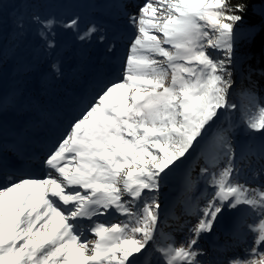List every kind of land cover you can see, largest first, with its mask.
Masks as SVG:
<instances>
[{"label":"snow or ice","instance_id":"1","mask_svg":"<svg viewBox=\"0 0 264 264\" xmlns=\"http://www.w3.org/2000/svg\"><path fill=\"white\" fill-rule=\"evenodd\" d=\"M165 2L166 15L157 16L156 0L129 15L137 32L122 82L102 89L47 157L46 167L58 176L21 178L0 188V264H136L134 254H142L155 240L160 207L156 194L164 176L194 149L218 110L235 108L228 102L234 45L248 0H239L233 8L225 0H159ZM5 4L0 0V10ZM53 23L45 21L43 27L50 30ZM77 24L71 19L65 27L75 29ZM18 28L22 31L23 25ZM96 30L93 25L78 39L84 41ZM39 34L46 39L44 31ZM47 46L55 47L54 41ZM51 68L60 74L58 63ZM245 123L252 132H264V107ZM229 132L217 136L227 164L210 176L214 192L202 209L203 218L190 229L186 244L158 249L164 264H200L198 238L213 229L225 206L232 210L239 205L260 219L248 225L253 246L226 264H264V191L234 182ZM146 190L153 194L145 196ZM141 200L142 207L134 213L131 206ZM113 209L129 220L108 226L94 222L90 231L97 239L90 247L80 229L81 218L91 221Z\"/></svg>","mask_w":264,"mask_h":264},{"label":"rangeland","instance_id":"2","mask_svg":"<svg viewBox=\"0 0 264 264\" xmlns=\"http://www.w3.org/2000/svg\"><path fill=\"white\" fill-rule=\"evenodd\" d=\"M147 2L149 0H33L10 8L4 6L0 10V56L4 57L3 64H0V108L3 109L0 111V150L9 136L15 144L18 137L34 135L38 128L41 129L43 120L57 134L61 119L69 116L72 120L81 110L78 108L80 104L94 100L98 85L107 75L114 78V82H122L126 58L137 32L129 22V15L138 13ZM155 6L158 8L157 16L161 13L166 15V2L161 4L156 0ZM257 10L264 16V3ZM34 17H39V20H34ZM71 19L78 20L75 29L65 27ZM48 20L54 22L50 30L43 27V22ZM20 24L23 25L22 31L18 28ZM93 25L96 32L84 41L79 40L78 36ZM41 31L45 32L46 39L40 36ZM48 41H54L55 47L48 48ZM241 43V39L236 37L235 58L239 57ZM54 63L59 64V75L52 71ZM22 65L26 67L21 68ZM103 70L105 75L101 77ZM230 90L236 97L243 95L249 98L245 104L239 99L234 103L237 117L234 121L239 123V129L232 130L228 123L213 127L209 136L199 138L194 149L182 158V163L171 166L172 170L164 176L156 194L160 207L155 240L149 242L142 254H134L136 264H164L158 249L168 244L179 247L192 236L190 229L203 218L202 209L214 192L208 183L210 176L227 164L222 150L213 144L221 131L230 129L235 154L234 182L264 191V132L257 137L246 136L245 125L242 124L254 113V96L249 92H240L233 85ZM228 102L232 104L234 101ZM24 126L29 129L21 132ZM9 131L16 134L9 135ZM12 154L10 150L5 152L9 158ZM214 157H218L215 164ZM74 165L75 161H72L70 166ZM203 168H207L208 172L201 173ZM42 178H46L45 175ZM152 194L146 190L144 195ZM124 199L129 197L125 195ZM142 204V200L134 202L132 211L139 212ZM105 213L118 218L119 223L129 220L127 215L114 209ZM105 213L93 217L90 224L80 222V229L84 231V239L90 247L97 238L89 228L94 222L104 223L100 218H111L109 214L107 218ZM259 219L246 205L232 210L225 206V210L218 214L213 229L198 238L195 248L201 253L198 256L200 264H226L232 257H244L245 249H250L254 240V233L248 225L256 224ZM104 224L108 226L112 222Z\"/></svg>","mask_w":264,"mask_h":264},{"label":"trees","instance_id":"3","mask_svg":"<svg viewBox=\"0 0 264 264\" xmlns=\"http://www.w3.org/2000/svg\"><path fill=\"white\" fill-rule=\"evenodd\" d=\"M27 1L31 2L33 0H3V3H6L4 6L10 8L11 6L23 4ZM238 2L239 0H225V4L228 5L229 8H233ZM262 3L263 0H248L247 11L244 13L243 23L237 25L236 37L241 39L242 43L239 50V57L235 58L233 64V86L240 92H249L254 96V113L257 112L258 107H264V17L257 10V7L261 6ZM25 7L27 6L24 5V8ZM24 10H26V8ZM225 14H228L227 11ZM240 29H245V31L241 32ZM206 51H210V49L206 47ZM212 55L214 57L217 56L214 52ZM236 99L241 100L242 104H245L249 98L243 95H238L236 97L235 93L230 90L228 101H234L230 105H235ZM218 111L219 116L214 118V121L210 122L209 126H206L204 136H209L213 127L216 126L217 128L225 123H228L234 131L239 129V123L234 121L237 118L235 116V108L221 109ZM242 124L245 125L246 130L244 135L253 137L261 135L262 132L250 131L245 122ZM213 144L217 147V137H215Z\"/></svg>","mask_w":264,"mask_h":264},{"label":"bare ground","instance_id":"4","mask_svg":"<svg viewBox=\"0 0 264 264\" xmlns=\"http://www.w3.org/2000/svg\"><path fill=\"white\" fill-rule=\"evenodd\" d=\"M109 46V45H108ZM111 47V46H110ZM115 47V46H114ZM118 50H119V48H118ZM120 56H118V58H119ZM105 75V70H103L102 71V73H101V77H103ZM107 78L106 79H104V81L103 82H100L101 84H100V86H99V89H98V91H97V93H96V95H95V97L93 98L94 100L95 99H97V97L100 95V94H102V89H104V88H106V86H110L111 85V83H113L114 81H115V79L114 78H110V75H107L106 76ZM97 84V83H96ZM85 93H88V91H86ZM82 95H84V94H82ZM84 98V97H83ZM85 99V98H84ZM83 99V100H84ZM94 100H87L86 101V103L85 104H80L79 105V112H78V114L72 119V120H70L69 119V116H67L64 120H63V122L61 123V126L59 127L60 128V131L58 132V134L57 135H53V133H51L50 135H49V139H54V138H58L59 139V141H61V140H63V139H65V138H67V135H68V133L71 131V126H72V124H74L75 122H76V120L78 119V118H81V115H82V111L85 109V107H87V105L90 103V102H93ZM72 101V100H71ZM75 101V100H74ZM74 105V104H73ZM70 115V114H69ZM78 116H80V117H78ZM37 125V123H35V126ZM66 127V132L65 133H63V130H64V128ZM24 128H26V129H24ZM29 129V127H27V126H24L23 128H22V130H21V132H23V131H26V130H28ZM32 129H33V126H32ZM48 139V140H49ZM44 147H46L45 145H44ZM234 147V146H233ZM234 149V148H233ZM42 175V174H41ZM37 176H40V174L39 175H37ZM41 178V177H40ZM19 180L18 179H16V182H18ZM108 214L109 213H105V216L108 218ZM109 216L111 217V218H108L107 220H105V219H101L100 218V220H102V221H104V223H106L107 221H111L112 223H119V219L118 218H115V217H113L111 214H109ZM97 219V218H96ZM98 220V219H97ZM82 226V224H80V227ZM89 229H91V228H89ZM92 246H93V243H92Z\"/></svg>","mask_w":264,"mask_h":264},{"label":"water","instance_id":"5","mask_svg":"<svg viewBox=\"0 0 264 264\" xmlns=\"http://www.w3.org/2000/svg\"><path fill=\"white\" fill-rule=\"evenodd\" d=\"M263 3H264V0H263ZM263 3H262V4H263ZM262 4H261V5H262ZM260 14H261V13H260ZM261 15H262V14H261ZM262 16H263V15H262ZM263 17H264V16H263ZM227 220H228V217H226L225 221H227Z\"/></svg>","mask_w":264,"mask_h":264}]
</instances>
